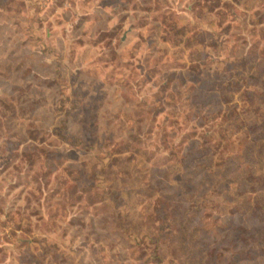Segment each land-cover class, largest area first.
<instances>
[{"label": "rangeland", "instance_id": "rangeland-1", "mask_svg": "<svg viewBox=\"0 0 264 264\" xmlns=\"http://www.w3.org/2000/svg\"><path fill=\"white\" fill-rule=\"evenodd\" d=\"M0 264H264V0H0Z\"/></svg>", "mask_w": 264, "mask_h": 264}]
</instances>
